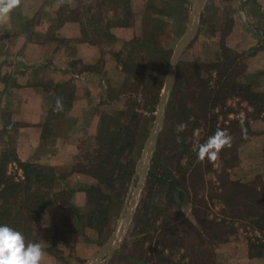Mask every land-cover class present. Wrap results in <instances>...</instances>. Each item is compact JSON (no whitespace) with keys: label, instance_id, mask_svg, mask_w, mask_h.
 Returning <instances> with one entry per match:
<instances>
[{"label":"rangeland","instance_id":"rangeland-1","mask_svg":"<svg viewBox=\"0 0 264 264\" xmlns=\"http://www.w3.org/2000/svg\"><path fill=\"white\" fill-rule=\"evenodd\" d=\"M214 1L203 2L166 92L172 54L189 28L196 0H129L128 26L117 33L114 21L122 16L123 0H47L44 14L37 11L32 18L31 29L49 25L47 38H58L56 27L75 22L81 38L100 44L99 59L89 69L99 68L101 58L107 64L104 97L95 99L103 107L97 114L96 144L79 146L75 155L84 156L83 166L96 178L83 212L98 240L94 254L123 221L112 251L98 264H264V186L245 173L238 158V148L261 130L264 112L255 117V109L235 92L220 98L217 69L206 65L221 62V80L243 81L244 64L243 57L233 59L231 49L223 50L235 7L227 2L221 9ZM7 24L0 25V52L11 56L10 46L5 47L13 39L3 29ZM49 87L65 109L70 85ZM60 112L49 113V126ZM180 123L187 128L177 133ZM218 128L231 134V147L215 162H200L199 145ZM46 129L47 138L55 133L53 127ZM18 171L14 164L7 166L14 176ZM68 196L63 191L54 197L66 201ZM53 211L37 225L54 234L55 250L64 244L67 253L76 235L64 223L74 218ZM50 218L64 228H49ZM26 241H35L33 232ZM80 242L81 249L90 251L86 239Z\"/></svg>","mask_w":264,"mask_h":264},{"label":"crops","instance_id":"crops-1","mask_svg":"<svg viewBox=\"0 0 264 264\" xmlns=\"http://www.w3.org/2000/svg\"><path fill=\"white\" fill-rule=\"evenodd\" d=\"M46 1L21 0V7L11 12V26L7 24L3 28L11 31L13 39L5 45L10 46L11 56H7L6 51L0 52V151L10 145L20 161L49 166L53 171L50 192L33 227V242L44 245L42 264H83L93 256V248L98 244L96 236H92L94 229L87 225L83 214L89 207L87 190L95 185L96 178L83 166L84 156L76 158L75 155L79 146L81 149L82 145L96 144L100 120L97 114L103 107L98 106L95 99L104 97L107 64L101 58L99 68L89 69L88 66L99 59L100 44L81 38L82 31L75 22L56 27L58 38H47L48 24L34 25V29L39 27L38 31L31 29L34 14L37 11L40 17L44 14ZM214 2L221 9L227 2L235 7L228 16L230 25L223 44L238 54L256 48L252 54L243 56L242 79L255 91L264 92V42L260 39V34H264V0ZM127 26H116L113 32ZM55 84H69L71 98L49 126V113L54 111L57 98L55 89L49 86ZM47 126L55 128V133L51 132L48 138L43 133ZM238 158L245 173L259 178L264 186V124L238 148ZM63 191L69 194L66 201L54 197ZM50 210H54V214L56 211L60 215L72 214L74 218L73 225L68 223L70 221L64 223L70 234L76 235L67 253L64 244L59 247L61 250H55L53 233L47 235L46 230L41 232L38 228ZM54 221L47 220L49 228H64V224ZM82 239L90 243V251L81 249Z\"/></svg>","mask_w":264,"mask_h":264},{"label":"trees","instance_id":"trees-1","mask_svg":"<svg viewBox=\"0 0 264 264\" xmlns=\"http://www.w3.org/2000/svg\"><path fill=\"white\" fill-rule=\"evenodd\" d=\"M68 0H66L67 2ZM122 16L116 17L114 26H125L129 23L130 8L128 0H123ZM72 17V16H71ZM74 18V16L72 17ZM264 35V34H263ZM264 37V36H263ZM256 48L246 50L243 53H233V59L250 55ZM223 50H229L223 47ZM233 59L228 62L232 64ZM221 62L207 64L208 69H217L220 81L219 91L222 98L226 93H236L240 98L250 104L256 111V116L264 112V92L255 91L250 83L232 79L221 80L222 72L219 66ZM227 65V66H228ZM224 66V65H223ZM227 71V70H226ZM229 73V71H228ZM218 80V79H217ZM218 82V81H217ZM223 89V90H222ZM216 100V99H214ZM14 164L20 171V176H14L7 172V166ZM53 179V171L49 166L37 163L20 161L12 146H7L0 151V225H8L20 231L26 238L33 232L34 222L40 215L45 197L50 192ZM93 186L87 190V195Z\"/></svg>","mask_w":264,"mask_h":264},{"label":"clouds","instance_id":"clouds-1","mask_svg":"<svg viewBox=\"0 0 264 264\" xmlns=\"http://www.w3.org/2000/svg\"><path fill=\"white\" fill-rule=\"evenodd\" d=\"M64 3V0H60ZM21 0H0V25L10 21V14L19 7ZM62 99L57 97L54 111H62ZM187 125L180 123L176 125L177 133L185 131ZM177 142L180 137L177 136ZM233 137L227 129H217L213 135L207 138L205 143L198 147L197 159L200 162L207 159L210 163L219 159L220 152L231 147ZM45 256L44 245L38 242H26L25 236L18 230L8 226L0 225V264H42Z\"/></svg>","mask_w":264,"mask_h":264},{"label":"water","instance_id":"water-1","mask_svg":"<svg viewBox=\"0 0 264 264\" xmlns=\"http://www.w3.org/2000/svg\"><path fill=\"white\" fill-rule=\"evenodd\" d=\"M203 1L204 0H196V3L194 5V7H193L192 19L190 20V23H189V28L181 36V38L179 39V41L176 44V47H175V50H174V52L172 54V58H171V62H170V70H169V73H168V76H167V80H166L165 85H164V92L167 91V89L169 88L170 83L172 81L173 73H174V68H175V64H176V61H177V58H178L179 53L181 52V50L184 47V45L187 43V41L191 38V36L195 32L196 24H197V16H198L199 10L202 7ZM163 96H164V94H163ZM161 102H162V100L159 102L158 112H160L161 111V108H162ZM157 119H158V117H157ZM152 134H153V130L151 131V134H150V137L149 138L152 137ZM144 159H145V157H144ZM144 159H143V161H144ZM117 239H115L114 233H113L109 237L108 241L96 251V253L94 254V256L91 258L89 264H98L99 261H100L101 256L104 253L112 251V249L114 247L113 246L114 245L113 243L115 241H117Z\"/></svg>","mask_w":264,"mask_h":264},{"label":"bare ground","instance_id":"bare-ground-1","mask_svg":"<svg viewBox=\"0 0 264 264\" xmlns=\"http://www.w3.org/2000/svg\"><path fill=\"white\" fill-rule=\"evenodd\" d=\"M122 227H123V221H120L114 231V237L115 239H117L122 231Z\"/></svg>","mask_w":264,"mask_h":264}]
</instances>
